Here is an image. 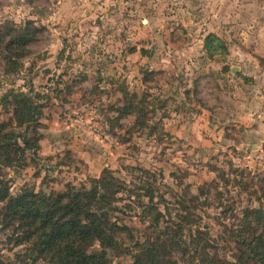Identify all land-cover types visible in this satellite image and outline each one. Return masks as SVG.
Listing matches in <instances>:
<instances>
[{
	"label": "rangeland",
	"instance_id": "rangeland-1",
	"mask_svg": "<svg viewBox=\"0 0 264 264\" xmlns=\"http://www.w3.org/2000/svg\"><path fill=\"white\" fill-rule=\"evenodd\" d=\"M7 22L37 32L16 72L0 47V134L25 132L4 98L11 91H31L42 111L29 134L38 148L19 167L0 163L12 195L91 188L110 169L126 187L109 191L114 214L131 232L128 251L108 252L112 264H133L136 244L167 226L181 232L180 264L201 262L194 238L232 264H264L240 234L244 218L264 215V133L227 117L229 66L251 87L264 74V0H0V31ZM209 34L227 51L209 56ZM151 204L158 222L146 217ZM11 233L0 224L6 259L25 250Z\"/></svg>",
	"mask_w": 264,
	"mask_h": 264
},
{
	"label": "trees",
	"instance_id": "trees-1",
	"mask_svg": "<svg viewBox=\"0 0 264 264\" xmlns=\"http://www.w3.org/2000/svg\"><path fill=\"white\" fill-rule=\"evenodd\" d=\"M3 30L0 31V47L6 53L7 71L11 68L16 72L21 66L20 61L30 52L29 44L37 28L31 22L23 28L7 22ZM204 48L209 56L227 51L224 42L213 34L205 38ZM4 98L6 101L12 99L14 118L19 126H25V132L0 134V163L19 167L26 151L38 148L39 139L29 134L37 132L41 106L35 102L31 91L13 90ZM123 183L112 170L106 169L101 177L92 179L91 188L69 186L63 192H46L24 187L17 195H12L8 184L0 177V201L3 202L0 224L3 230L12 231L9 242L25 246L14 259H6L0 254V264H112L108 252L125 253L129 250L127 241L131 237L129 228L114 214L119 209L115 204L119 198L114 194L126 190ZM149 199L154 202L153 193ZM145 213L155 222L163 216L153 204L147 205ZM248 216L254 217L255 211L249 212ZM241 227L240 234H247L243 245L250 255L263 261L264 215L255 222L244 218ZM178 233L181 232L176 233L172 226H167L156 238L137 243L132 253L133 264H180L174 251L183 249L184 254L185 249L181 246L182 238H175ZM203 241L202 238L192 239V243L200 247V252L196 253L201 255L199 264H232L217 254L211 255L207 244H201ZM96 244L102 250L90 251Z\"/></svg>",
	"mask_w": 264,
	"mask_h": 264
},
{
	"label": "crops",
	"instance_id": "crops-1",
	"mask_svg": "<svg viewBox=\"0 0 264 264\" xmlns=\"http://www.w3.org/2000/svg\"><path fill=\"white\" fill-rule=\"evenodd\" d=\"M229 67L232 73V76H230L231 82L236 79L237 83L236 85L231 84V86H229L231 105L233 108L231 107L227 117L230 121L235 123V125L240 123L246 127L254 125L251 124L250 121H257V124L254 125L256 132L260 134L264 133V94L261 92V88H264V74L257 78L252 76L253 81H255L257 85L251 87L248 86L247 83H252V80H244L246 77H251L249 73L243 71L239 66L231 65ZM223 73L226 74V71L223 70ZM223 73L220 74L222 75ZM218 79L220 78L218 77ZM223 89L224 88H222V90ZM233 97L236 99H233Z\"/></svg>",
	"mask_w": 264,
	"mask_h": 264
}]
</instances>
